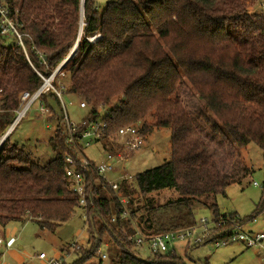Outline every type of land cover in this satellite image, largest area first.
I'll return each mask as SVG.
<instances>
[{"label":"trees","instance_id":"1","mask_svg":"<svg viewBox=\"0 0 264 264\" xmlns=\"http://www.w3.org/2000/svg\"><path fill=\"white\" fill-rule=\"evenodd\" d=\"M4 1L21 30L34 38L36 50L26 40L32 63L49 75L77 40L81 0ZM257 1L106 0L103 6L96 0L84 1L82 36L63 68L69 76L66 94L87 101L88 122L98 117L101 103H118L112 109L109 133L141 121L144 133L170 129L169 161L120 182L130 217L146 234L191 224L199 209L222 215L218 196L226 195L228 185L241 179L230 167L240 155L238 148L255 143L264 157V15L248 9ZM92 35L99 38L91 42ZM41 84L21 47L6 45L0 38V89L6 109L0 113V137L15 116L20 94L33 93ZM183 86L196 94V114L189 113L182 101ZM51 101L59 106L52 91L39 97L40 103L51 108L48 117L55 122L49 136L54 151L50 161L32 160L25 145L9 142L10 135L0 148V224L4 227L29 219L54 230L78 207L76 200L64 197L71 193L64 174V154L70 148L60 108L55 110ZM221 127L225 137L219 136ZM88 178L89 202L83 208L87 245L76 251L79 259L63 264H103L104 260L109 264H186L178 252L139 257L134 251L137 245L125 235L134 231L131 219L122 216L115 192L93 173ZM170 188L179 196L162 206L154 207L153 199L147 198ZM135 193L147 196L142 212L134 207ZM261 213L264 182L255 212L241 221L254 220ZM103 246L107 259L98 252ZM185 253L189 255L190 249Z\"/></svg>","mask_w":264,"mask_h":264},{"label":"rangeland","instance_id":"2","mask_svg":"<svg viewBox=\"0 0 264 264\" xmlns=\"http://www.w3.org/2000/svg\"><path fill=\"white\" fill-rule=\"evenodd\" d=\"M96 1L102 6L106 2V0ZM248 9L250 13L264 15V11L260 7V0L257 3H251ZM98 38L99 35L88 37L91 42ZM1 40L6 45L15 43L14 38L11 36L1 37ZM62 81L67 86L69 76H63ZM180 92L187 111L191 114H196L199 109V103L194 91L183 86ZM80 99L82 97L74 94L64 95L69 115L75 121H81L89 114V108H81L79 106ZM39 105L40 102H36L28 114L20 120L13 132H11L9 142L12 145H25L29 158L45 164L54 156V151L49 143V136L54 131L55 122L51 121L48 115H44L39 111ZM50 106L57 111L59 110V106L54 101L50 102ZM147 121H151L150 117H147ZM141 122L138 127L142 126L143 122ZM208 127L210 128V126ZM219 136H226L222 127L219 130ZM99 148L100 144L96 143L85 148L84 154L99 163L106 157V154L100 151ZM237 151L240 152V155L234 158L230 167L233 170V175L235 174L241 179L231 182L226 188V195H219L217 203L221 213L236 212L244 219L255 212L261 201L262 184L264 182V157L262 150L255 143H250L244 148H238ZM170 156V129L166 127L155 128L153 131L145 133V144L141 149L137 150L128 160L115 163L113 169L106 172V175L111 180L119 179L124 175H131L127 180H133L137 174L169 161ZM244 168H248L249 176L245 175L248 172L245 173ZM255 181L258 185H254ZM147 196V198L153 199V206L158 207L169 200L177 198L179 194L176 190L170 188L153 192ZM64 197L71 198L70 194ZM146 197L138 193L133 195L134 207H140L139 212L145 210ZM83 214V209L77 207L71 218L54 230L43 228L36 221L29 219L14 221L5 227L0 224V234L4 239V244L0 251V264H44L42 261L36 260L34 255L36 256L39 252H47L48 254L54 251L61 252V249L72 242H78L80 245L86 246L88 227ZM198 214L211 215V212L199 209L197 216ZM246 228L264 230V213L257 215L254 220L247 221ZM103 248L106 252V247L103 246ZM176 248L186 264H195V261L205 262L206 260L209 264H264L256 249L247 248L238 242L218 248L208 245H192L189 248V255L185 253L183 243L178 242ZM134 251L142 259H148L153 256L147 245L137 246ZM79 257L80 254L78 252H72L67 256V262L72 263ZM103 264H109L108 260H104Z\"/></svg>","mask_w":264,"mask_h":264},{"label":"built area","instance_id":"3","mask_svg":"<svg viewBox=\"0 0 264 264\" xmlns=\"http://www.w3.org/2000/svg\"><path fill=\"white\" fill-rule=\"evenodd\" d=\"M260 7L264 11V0L260 2ZM20 26V21L11 13L7 3L0 0V38L13 37L15 43L23 50L28 63L42 79V84L35 92L24 91L20 94L19 107L15 110V116L0 140L2 138L7 139L20 120L28 114L32 106L39 102L42 93L52 91L59 100L66 144L70 148V151L64 154V174L70 186L71 198L77 201L78 208L83 209L88 205V194L90 193L88 174L93 173L115 192L121 204L122 216L131 219L127 208L128 199L120 191V182L127 180L131 175H124L119 179L111 180L107 177L106 172L112 170L115 163L128 160L130 156L144 146L145 133L142 126L138 127L140 123H134L109 133V121L113 119L112 109L118 103H115L114 106L101 103L98 106V117L90 122L85 120L86 117L81 121L73 120L64 100L66 85L63 83L62 78L65 76L63 68L67 63L66 58L49 75H44L34 66L28 54L26 40L32 44V49L36 50L34 38L30 33L22 31ZM37 53L42 57L40 52ZM43 63H45L44 59ZM4 104L5 95L0 89V113L6 110ZM79 106L81 108L89 107L87 101L83 98L80 99ZM39 111L44 115H48L51 108L40 103ZM96 143L100 144L99 150L106 154L105 159L99 163L84 154L85 148ZM254 185H258V183L255 181ZM83 217L86 221L87 215L85 213ZM131 225L134 231L132 233L125 232V235L137 246L147 245L152 255L178 252L176 248L178 242L183 243L186 248H190L192 245H208L218 248L238 242L247 248L256 249L261 261L264 263V230L246 228V222H242L238 214L223 213L220 216L198 214L196 221L191 224L155 234L142 232L132 219ZM3 244L4 239L0 234V251ZM81 246L78 242H72L61 249V252L54 251L51 254L39 252L36 258L44 264H63L67 262V256L72 252H76ZM98 252L103 259L108 258L103 247H100Z\"/></svg>","mask_w":264,"mask_h":264},{"label":"water","instance_id":"4","mask_svg":"<svg viewBox=\"0 0 264 264\" xmlns=\"http://www.w3.org/2000/svg\"><path fill=\"white\" fill-rule=\"evenodd\" d=\"M84 1L85 0H81V16H80V30H79V33H78V36H77V40L73 46V48L71 49L69 55L66 57V61H68L71 56L75 53V50L77 49L78 45H79V41L81 39V36H82V26L84 24V21H83V16H84ZM6 140V139H5ZM4 140V142H5ZM3 142V143H4ZM3 145V144H2ZM2 147V146H1Z\"/></svg>","mask_w":264,"mask_h":264},{"label":"bare ground","instance_id":"5","mask_svg":"<svg viewBox=\"0 0 264 264\" xmlns=\"http://www.w3.org/2000/svg\"><path fill=\"white\" fill-rule=\"evenodd\" d=\"M91 39H93V38H91ZM76 50H77V49H76ZM76 50H75V51H76ZM4 140H5L4 138H2V139L0 140V148H1V146H2V144H3V142H4Z\"/></svg>","mask_w":264,"mask_h":264},{"label":"crops","instance_id":"6","mask_svg":"<svg viewBox=\"0 0 264 264\" xmlns=\"http://www.w3.org/2000/svg\"><path fill=\"white\" fill-rule=\"evenodd\" d=\"M185 246V245H184ZM182 247H183V245H182ZM186 248V247H185ZM179 253V252H178ZM34 258L36 259V260H38L37 258H36V256L34 255ZM261 259V258H260Z\"/></svg>","mask_w":264,"mask_h":264}]
</instances>
